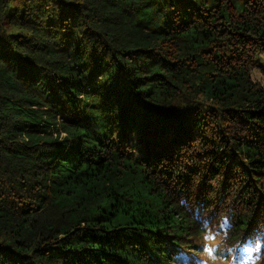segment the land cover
I'll return each instance as SVG.
<instances>
[{
  "label": "trees",
  "instance_id": "16d2710c",
  "mask_svg": "<svg viewBox=\"0 0 264 264\" xmlns=\"http://www.w3.org/2000/svg\"><path fill=\"white\" fill-rule=\"evenodd\" d=\"M262 53L264 0H0V264L262 256Z\"/></svg>",
  "mask_w": 264,
  "mask_h": 264
},
{
  "label": "rangeland",
  "instance_id": "374dc122",
  "mask_svg": "<svg viewBox=\"0 0 264 264\" xmlns=\"http://www.w3.org/2000/svg\"><path fill=\"white\" fill-rule=\"evenodd\" d=\"M251 76L254 80L260 81L262 84H264V53H262L256 63L251 68ZM201 240V241H200ZM200 250H188L182 252L183 254H180V257L182 259H176L175 261H172L171 264H212V260L209 259V254H206V249L211 250L209 253L212 257V259L216 260L217 262H224V264H239L241 260L234 259L230 256L224 257L223 253H225V249L220 241V234L217 231V229L209 228L202 238H200ZM249 254H246V256ZM245 256V257H246ZM256 256H261L258 254L249 256V258H254ZM262 259L264 258V254L261 256ZM261 259V260H262ZM260 264L262 262L260 261Z\"/></svg>",
  "mask_w": 264,
  "mask_h": 264
},
{
  "label": "clouds",
  "instance_id": "9594fccd",
  "mask_svg": "<svg viewBox=\"0 0 264 264\" xmlns=\"http://www.w3.org/2000/svg\"><path fill=\"white\" fill-rule=\"evenodd\" d=\"M206 254H209V259L212 260V264H224V262H217L216 260L212 259L208 249H206ZM261 259H262L261 256H256V257L251 258V259L246 256V257L241 259L239 264H260Z\"/></svg>",
  "mask_w": 264,
  "mask_h": 264
},
{
  "label": "snow or ice",
  "instance_id": "6c2138e0",
  "mask_svg": "<svg viewBox=\"0 0 264 264\" xmlns=\"http://www.w3.org/2000/svg\"><path fill=\"white\" fill-rule=\"evenodd\" d=\"M209 252L211 251V250H208Z\"/></svg>",
  "mask_w": 264,
  "mask_h": 264
}]
</instances>
